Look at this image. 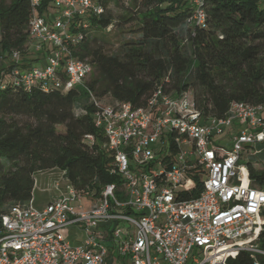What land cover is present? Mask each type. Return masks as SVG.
Listing matches in <instances>:
<instances>
[{"label": "built area", "instance_id": "2783aa9c", "mask_svg": "<svg viewBox=\"0 0 264 264\" xmlns=\"http://www.w3.org/2000/svg\"><path fill=\"white\" fill-rule=\"evenodd\" d=\"M28 1L25 50L43 65L23 68L21 52L13 50L8 81L26 92L84 87L94 67L73 50L88 36L87 19L105 14L104 0H52L43 15L41 0ZM76 20L82 29L69 31ZM205 20L202 1L194 0L185 27L204 28ZM167 82L144 107L105 103L86 89L75 114L86 113L85 103L93 106V125L113 156L109 172L120 184L95 197L76 191L60 171L65 191L44 209L29 201L0 211V264H107L109 247L126 264H226L240 253L252 256L250 264H264V190L252 186L241 163L264 144V106L233 102L224 117L207 116L192 89L167 93ZM196 180L200 192L186 198ZM71 227L82 233L79 244L65 236Z\"/></svg>", "mask_w": 264, "mask_h": 264}, {"label": "trees", "instance_id": "16d2710c", "mask_svg": "<svg viewBox=\"0 0 264 264\" xmlns=\"http://www.w3.org/2000/svg\"><path fill=\"white\" fill-rule=\"evenodd\" d=\"M201 1L205 27L194 30L185 27L192 11L186 0H170L165 7L158 0H145L152 8L123 17L117 24L106 11L100 17H89L88 30L124 24L132 27L130 32L137 38L107 53L100 46H90L87 36L73 56L89 59L94 73L77 90L66 94L26 92L9 81L1 83L0 211L32 200L37 172L64 171L76 191L91 192L95 197L108 184L119 186V177L109 172L113 156L106 139L93 125V106L85 103L86 113L75 114V107L88 98L86 89L100 99L144 107L155 87L168 77L164 90L178 95L194 88L197 107L207 116L224 117L233 102L264 106V0ZM51 3L41 0L38 13L43 15ZM31 16L28 0H0V63L9 59L1 67L0 77L13 67V50L21 52L23 68L38 61L37 54L25 50ZM81 29L76 20L69 31ZM32 55L37 58L31 59ZM85 136H92L93 143H86ZM245 165L252 186L264 190V164ZM200 190L196 180L186 198L197 196ZM259 244L264 249V228ZM251 261L250 254L240 253L226 264Z\"/></svg>", "mask_w": 264, "mask_h": 264}, {"label": "rangeland", "instance_id": "374dc122", "mask_svg": "<svg viewBox=\"0 0 264 264\" xmlns=\"http://www.w3.org/2000/svg\"><path fill=\"white\" fill-rule=\"evenodd\" d=\"M159 5L162 7L170 4V0H158ZM188 6L192 10L194 8V0H186ZM145 0H106V12L109 14L113 23L122 22L121 18H130L137 14L140 10L146 9V4H144ZM148 9L152 8L151 6L147 7ZM132 27L129 25H122V27H109L106 30H87L88 34V43L90 46L98 47L100 46L104 52L114 53L118 50L120 44L124 41L134 40L137 38V35H134L130 32ZM184 28L181 31L184 34ZM185 42V41H183ZM89 60V59H88ZM90 61V60H89ZM9 64V59H5L4 62L0 63V69L3 66ZM92 74L86 79L85 82H88L92 77ZM9 80L8 75L0 77V85L3 82H7ZM193 91L195 89L193 88ZM105 103H110L111 100L109 98H105ZM87 143V142H86ZM226 150L230 147L226 145ZM254 151H259L254 154ZM242 164L251 163L257 167H260L264 164V144L257 145L253 149L249 151L248 154H245L242 158ZM34 189L32 193L33 204L34 206L43 205L46 201L56 194V190L59 192L65 191L66 180L63 179L60 173L56 170L53 171H43L37 172L34 175ZM57 185V186H56ZM86 199L84 203L86 204Z\"/></svg>", "mask_w": 264, "mask_h": 264}, {"label": "crops", "instance_id": "0c3cea01", "mask_svg": "<svg viewBox=\"0 0 264 264\" xmlns=\"http://www.w3.org/2000/svg\"><path fill=\"white\" fill-rule=\"evenodd\" d=\"M35 57H36L35 55H32V56H31V59H36L37 57H36V58H35ZM32 65H34V66H40V65H43V63H42L40 60H38V61L34 62ZM50 171H53V170H50ZM56 171H58V172L60 173L59 170H56ZM63 192H64V191H63ZM55 193H56V194H54L53 196H51V197L46 201L45 204H43V205H38L37 207L34 206V204H33V198H32L31 201H32V205H33V207L36 208V209H39V210L44 209V208H45L50 202H52L54 199H56V198L60 195L61 192H59L58 190H56ZM86 205H88V202H86ZM65 236H66L67 240H68L72 245L79 244V243L81 242V240H82V233L80 232V230H79L77 227H71V228H69V229L67 230ZM107 264H126V263H125L124 261L118 259V258L116 257V255L112 252V254H111V253L109 254V258H108Z\"/></svg>", "mask_w": 264, "mask_h": 264}]
</instances>
